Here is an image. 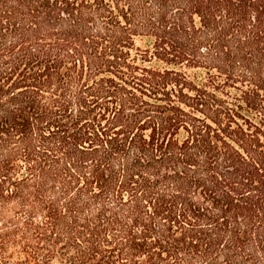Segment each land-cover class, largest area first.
Listing matches in <instances>:
<instances>
[{
    "label": "trees",
    "instance_id": "1",
    "mask_svg": "<svg viewBox=\"0 0 264 264\" xmlns=\"http://www.w3.org/2000/svg\"><path fill=\"white\" fill-rule=\"evenodd\" d=\"M0 264H264V0H0Z\"/></svg>",
    "mask_w": 264,
    "mask_h": 264
}]
</instances>
